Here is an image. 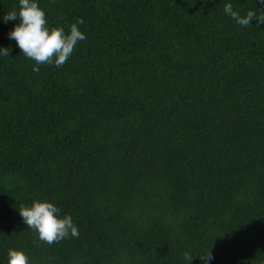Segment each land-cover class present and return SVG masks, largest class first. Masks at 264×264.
I'll use <instances>...</instances> for the list:
<instances>
[{
    "label": "trees",
    "instance_id": "trees-1",
    "mask_svg": "<svg viewBox=\"0 0 264 264\" xmlns=\"http://www.w3.org/2000/svg\"><path fill=\"white\" fill-rule=\"evenodd\" d=\"M86 39L61 67L28 59L0 0V264H258L264 258V25L258 0H35ZM42 119H45L43 121ZM79 235L51 245L23 204ZM194 259L188 261L184 253Z\"/></svg>",
    "mask_w": 264,
    "mask_h": 264
},
{
    "label": "clouds",
    "instance_id": "clouds-1",
    "mask_svg": "<svg viewBox=\"0 0 264 264\" xmlns=\"http://www.w3.org/2000/svg\"><path fill=\"white\" fill-rule=\"evenodd\" d=\"M264 6V0H258ZM224 12L231 17L237 25L250 26L253 20L258 25H264V7L247 10L241 15L233 9L231 3L224 5ZM5 22L19 21L8 33L9 38L15 40L21 52L30 60L35 61L33 72L39 73L38 65L54 64L56 67L63 66L72 55L76 45L86 39L85 34L80 31L78 25L83 24V19L77 20L70 25V31L65 32L63 27H48L45 12L38 6L35 0H18V11L13 9L3 18ZM9 48H0V55L9 56ZM46 122L45 119H42ZM61 209L48 201L35 200L31 206L21 205L19 213L28 228L34 229L42 242L51 245L69 236L78 237L79 232L73 223L72 217L65 214L61 218L58 214ZM7 264H35L22 250L9 249ZM185 258L190 262L194 258L184 253ZM203 264H208L214 257L211 250L198 257ZM264 264V258L258 261Z\"/></svg>",
    "mask_w": 264,
    "mask_h": 264
}]
</instances>
